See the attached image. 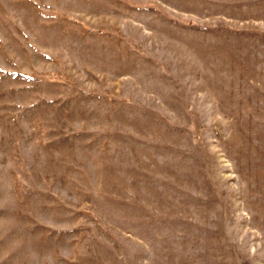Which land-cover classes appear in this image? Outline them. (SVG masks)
Masks as SVG:
<instances>
[{
    "label": "rangeland",
    "instance_id": "obj_1",
    "mask_svg": "<svg viewBox=\"0 0 264 264\" xmlns=\"http://www.w3.org/2000/svg\"><path fill=\"white\" fill-rule=\"evenodd\" d=\"M0 264H264V0H0Z\"/></svg>",
    "mask_w": 264,
    "mask_h": 264
}]
</instances>
